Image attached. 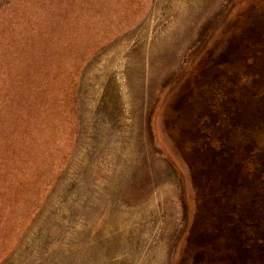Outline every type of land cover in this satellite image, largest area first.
<instances>
[{
    "label": "rangeland",
    "instance_id": "obj_1",
    "mask_svg": "<svg viewBox=\"0 0 264 264\" xmlns=\"http://www.w3.org/2000/svg\"><path fill=\"white\" fill-rule=\"evenodd\" d=\"M0 264H264V0H0Z\"/></svg>",
    "mask_w": 264,
    "mask_h": 264
},
{
    "label": "trees",
    "instance_id": "obj_2",
    "mask_svg": "<svg viewBox=\"0 0 264 264\" xmlns=\"http://www.w3.org/2000/svg\"><path fill=\"white\" fill-rule=\"evenodd\" d=\"M221 158H224V157H223V156H212V160H220ZM237 206H238V205H237ZM235 209H236V207H235ZM231 222H232L235 226L238 225V226H236V227H240V225H244V224H241L242 220L237 221V220H234L233 217L231 218ZM234 238H236V237H234V235H232L231 239L233 240ZM232 246H233V245H232ZM247 246H250V242L248 243ZM238 251H239V250H238ZM235 253H236V251H235Z\"/></svg>",
    "mask_w": 264,
    "mask_h": 264
},
{
    "label": "flooded vegetation",
    "instance_id": "obj_3",
    "mask_svg": "<svg viewBox=\"0 0 264 264\" xmlns=\"http://www.w3.org/2000/svg\"><path fill=\"white\" fill-rule=\"evenodd\" d=\"M239 207H238V210L236 211V213H238L239 214V218L237 217V214L235 213V214H232V217L234 218V220H237V221H239L240 219H241V204L240 205H238ZM236 217V218H235Z\"/></svg>",
    "mask_w": 264,
    "mask_h": 264
}]
</instances>
